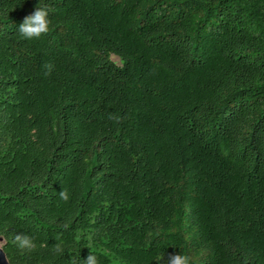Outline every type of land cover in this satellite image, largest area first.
<instances>
[{
	"label": "trees",
	"instance_id": "trees-1",
	"mask_svg": "<svg viewBox=\"0 0 264 264\" xmlns=\"http://www.w3.org/2000/svg\"><path fill=\"white\" fill-rule=\"evenodd\" d=\"M0 238L9 264H264V0H0Z\"/></svg>",
	"mask_w": 264,
	"mask_h": 264
},
{
	"label": "clouds",
	"instance_id": "clouds-1",
	"mask_svg": "<svg viewBox=\"0 0 264 264\" xmlns=\"http://www.w3.org/2000/svg\"><path fill=\"white\" fill-rule=\"evenodd\" d=\"M50 9L46 5H41L40 3L36 7L33 13L25 16L18 27V34L20 37L32 40L38 39L42 35H45L49 32L50 19H49ZM44 67L50 73L52 70V65L46 63ZM110 119H114L117 123L120 122V117L110 116ZM59 198L61 200L67 201L69 195L66 189H62L59 193ZM57 241H60L59 235L55 236ZM14 242L18 249L33 251L36 248L35 237L29 234H17L14 236ZM0 250H3V246L0 245ZM52 250L57 254H62L64 248L61 242H57L52 246ZM80 264H100L99 258L96 254L90 251L89 255L83 261H80ZM167 264H194L193 257L185 254H172L168 257Z\"/></svg>",
	"mask_w": 264,
	"mask_h": 264
},
{
	"label": "water",
	"instance_id": "water-1",
	"mask_svg": "<svg viewBox=\"0 0 264 264\" xmlns=\"http://www.w3.org/2000/svg\"><path fill=\"white\" fill-rule=\"evenodd\" d=\"M0 241H2L1 238H0ZM0 264H9L4 250H0Z\"/></svg>",
	"mask_w": 264,
	"mask_h": 264
},
{
	"label": "rangeland",
	"instance_id": "rangeland-1",
	"mask_svg": "<svg viewBox=\"0 0 264 264\" xmlns=\"http://www.w3.org/2000/svg\"><path fill=\"white\" fill-rule=\"evenodd\" d=\"M113 59L114 60H117V58L116 57H113ZM3 243H2V241H0V245H2Z\"/></svg>",
	"mask_w": 264,
	"mask_h": 264
}]
</instances>
